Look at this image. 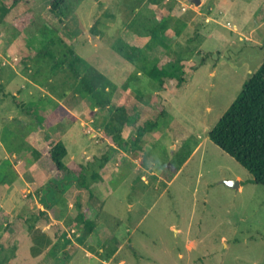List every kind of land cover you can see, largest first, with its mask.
Instances as JSON below:
<instances>
[{"label": "rangeland", "instance_id": "1", "mask_svg": "<svg viewBox=\"0 0 264 264\" xmlns=\"http://www.w3.org/2000/svg\"><path fill=\"white\" fill-rule=\"evenodd\" d=\"M51 2L0 0V264H264V186L209 137L264 63V0H82L69 17ZM20 16L33 24L16 32ZM119 39L139 50L137 65L114 50ZM70 49L81 76L101 77L104 105L68 66L52 69L46 51L68 64ZM159 61L176 75L182 65V86L144 72ZM120 111L125 148L105 130ZM58 134L65 163L102 176L90 182L103 202L87 214L94 233L77 218L85 191L37 193L27 177Z\"/></svg>", "mask_w": 264, "mask_h": 264}, {"label": "trees", "instance_id": "2", "mask_svg": "<svg viewBox=\"0 0 264 264\" xmlns=\"http://www.w3.org/2000/svg\"><path fill=\"white\" fill-rule=\"evenodd\" d=\"M81 1L82 0H52L51 12L60 17H69ZM3 10L9 12L10 7L4 5ZM32 20L33 19L30 18L29 22L26 23L25 16L17 17L14 21L16 32H22L25 30L26 26L28 27L29 24L32 25ZM166 30L167 23L163 20L160 25L150 27V29H148V34L153 38L159 39ZM114 50L122 58L137 65L140 52L136 47L119 39L114 44ZM69 53L70 56H75L72 49L69 50ZM46 54L56 60V63L52 67L54 71L68 66L76 77L81 78L83 92L98 100V106L104 105L103 102L99 100V87L102 88L104 83L101 86L102 81H99L101 77L98 73L93 72L88 77L81 76L80 72L75 67L76 63L79 62L78 57L75 56L74 60L67 64L66 57H56L51 50L46 51ZM167 66L168 63L159 61L151 68L145 69L144 72L149 77L156 80L162 89L165 88L166 78H177V86H182L185 82L182 65L178 66L180 69L179 75L172 73ZM120 113L121 111L119 114ZM121 118L122 122L120 125H115L110 122L106 124L105 130L109 133L113 132L111 141L114 145L119 148H125L126 142L122 136V124L125 121V117L123 119V112L121 113ZM149 127L150 123L146 122L137 130L133 148H135V144L138 145V142H141V139L149 131ZM209 137L215 145L247 169L253 175L256 184L264 186V63L245 83L239 97L225 112L216 126L209 132ZM51 138L49 149L34 151L36 162L28 169L27 173H29H26L27 177L30 181H34V185L37 186L35 187L37 193L40 187H46L44 186L46 183L49 184L57 195H64L74 187H79V189L85 191L87 193L85 199L83 201L80 199L76 203L78 210L77 218L89 232L94 233L98 228V223L97 221L89 219L87 214L91 212L99 213L103 208V202L94 195L91 186L92 183L90 182L101 180L102 176L98 170H93L91 164L76 165L75 163H65L64 159L68 155V150L62 142L61 135H54V137ZM43 158L46 159L44 166H47V168L35 166L36 164L38 165L37 162ZM107 161V157H105L103 162L99 163V170L105 166ZM5 179L4 175L0 176V183L5 182ZM40 220L41 215L31 217L29 219V223L31 224L29 229H36V223Z\"/></svg>", "mask_w": 264, "mask_h": 264}, {"label": "water", "instance_id": "3", "mask_svg": "<svg viewBox=\"0 0 264 264\" xmlns=\"http://www.w3.org/2000/svg\"><path fill=\"white\" fill-rule=\"evenodd\" d=\"M192 3L196 6H199L201 4V0H192ZM229 187L237 188L239 187V183L236 181H226L225 182Z\"/></svg>", "mask_w": 264, "mask_h": 264}]
</instances>
